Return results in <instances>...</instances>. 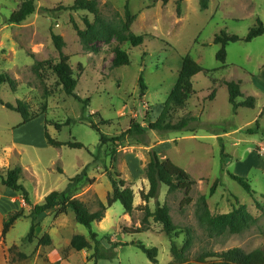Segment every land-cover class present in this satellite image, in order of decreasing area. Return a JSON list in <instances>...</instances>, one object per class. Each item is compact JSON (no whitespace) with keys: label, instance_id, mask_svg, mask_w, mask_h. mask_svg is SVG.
<instances>
[{"label":"rangeland","instance_id":"obj_1","mask_svg":"<svg viewBox=\"0 0 264 264\" xmlns=\"http://www.w3.org/2000/svg\"><path fill=\"white\" fill-rule=\"evenodd\" d=\"M24 1L0 0V74L14 80L13 89L0 85V99L12 105L22 102L32 114L42 109L45 112L20 125V115L0 105V173L19 166V183L30 202L39 204L49 193L64 191L68 181L89 165L86 177L71 187L69 195L91 212L97 210L98 202L105 205L111 194L106 170L117 171L133 192V206L140 204L139 192L148 190L144 171L151 150L159 161L169 159L196 184L189 194V205L182 203L183 193L168 194L165 186L160 187L156 200L147 203L150 211L157 204L169 208L177 227L170 237L152 219L143 233L129 234L141 227L143 213L134 210L127 215L116 202L90 229L77 224L71 211L65 215L56 210L43 213L36 218L33 238L28 241L30 210L0 181V264H91L87 257L94 253L92 248L76 252L70 246L75 235L91 242L90 232L101 243L100 254L113 255L112 260H98L96 264H196V258L208 252L232 248L246 253L264 251V114L259 117L264 108V34L248 43L229 44L223 64L215 59L220 46L213 43L220 32L244 38L257 21L264 26V0H208L206 10H200L199 0H183L180 16L176 0L166 5L152 0H95L99 17L120 31L127 5L135 16L131 32L144 37L138 48L115 41L99 43L97 53L84 51L70 22L72 17L83 28L82 17L90 21L93 17L84 11L58 10L70 6L73 0H34L31 16L20 24H8V17ZM52 33L65 43L63 53L69 57L77 81L75 95L81 101L88 100L85 110L82 102L63 92L46 64L36 70L38 62H58ZM116 48L128 55L129 65L112 68ZM185 55L204 69L192 79L194 94L172 116V123L184 117L195 118L188 130L126 134L118 143L102 146L100 134L108 139L118 137L133 121L146 128L158 118ZM229 81L240 82L242 98L237 101L253 97L254 108L232 110L224 85ZM45 131L57 142L81 143L83 148L52 147L44 137ZM228 173L247 178L253 193L244 192ZM215 181L217 188L210 195ZM200 196L206 197L211 214L229 216L244 205L257 222L240 234L211 235L196 216ZM19 209L24 210L25 217L2 241L3 218ZM46 234L50 246L39 244ZM188 240L190 245L183 251ZM131 242L156 248L157 262H150ZM171 243L183 252L182 262L172 257Z\"/></svg>","mask_w":264,"mask_h":264},{"label":"trees","instance_id":"obj_2","mask_svg":"<svg viewBox=\"0 0 264 264\" xmlns=\"http://www.w3.org/2000/svg\"><path fill=\"white\" fill-rule=\"evenodd\" d=\"M154 2H161L166 5L169 0H152ZM183 0H176V12L177 16L181 15V5ZM200 10H206L208 7V0H199ZM58 10L78 12L84 11L93 17L90 21L86 16L82 17L81 21L83 28H79L75 23L74 19L70 17L72 28L82 46L84 51L89 53H97V45L99 43L108 44L115 41L121 45L128 43L132 48H138L143 44L144 37L134 35L130 28L135 19V16L131 15L128 6L125 5L124 21L121 26V31L118 30L114 25L101 19L98 15L97 2L95 0H73L72 4L67 7H59ZM35 12L34 0H26L21 3L19 8L14 11L6 20L8 24H20L25 21L29 16ZM264 34V26L260 21H257L255 27H252L244 38H240L236 35H228L224 32H220L219 35L215 36L213 43L219 45L220 48L215 55V59L223 64L226 60V48L231 43L243 41L245 43L251 42L253 39L260 37ZM52 43L58 53V62L51 64L50 62H38L36 64V70L39 67L46 64L50 70L56 76L59 84L62 87L63 92L67 96L74 97L76 100L82 102L83 110L88 106V100L81 101L76 95L75 90L77 87V81L73 78V71L69 64V57L63 53L65 43L63 39L57 35L51 34ZM112 68H118L129 65L128 55L121 51L119 48L114 50V58L112 60ZM264 69V65H263ZM203 68L194 61L189 55H185L182 58L181 68L178 74V78L174 86L172 87L167 100L163 105V109L158 118L147 125L146 128L141 127L138 122L133 121L129 129L118 137L108 139L105 135L100 134V144L106 145L107 143H118L127 134H144L147 131L155 133H166V132H181L188 130L190 122L195 121L193 117H184L176 123H172V116L180 110L183 105L191 98L193 93L192 79L199 73L203 72ZM8 85L11 89L14 88V80L5 74H0V85ZM228 92V103L232 110L235 112L238 108H254L255 100L253 97H247L243 101L238 102L237 100L242 98L240 90V82L229 81L225 82ZM140 87L144 89L140 80ZM0 105L6 109L13 111L20 115V125H25L28 122L36 119L45 112L42 109L40 112L30 113L27 106L22 102H17L16 105L9 103H3L0 99ZM264 114V108L262 109L259 117ZM68 123V121H67ZM257 123V122H256ZM91 129L99 132L95 125H91ZM44 137L48 145L60 148L66 146L70 149H81L83 145L81 143H61L53 140L47 131L44 132ZM224 148L221 149L223 154ZM224 157H227L223 154ZM89 165H86L80 174L76 175L68 181L67 187L64 191L58 192L53 191L49 193L44 200L39 204H32L28 198V193L25 188L19 183L21 178L22 170L19 166L8 169L4 174L0 173L1 184L7 189L18 194L24 202V205L29 208L28 217L31 220V226L26 236L28 241L32 240V234L35 230V220L38 216L48 211H57L60 215H65L68 211L73 212L74 218L77 224L82 225L88 229L95 222H100L104 218V213L107 208H110L114 203L118 202L121 204L123 211L127 215H131L134 210L141 211L143 213V219L141 221V227L130 231L129 234H141L146 230L148 220L152 219L154 223H158L162 226L163 232L168 236H172L176 233L177 227L174 225L170 216L169 208L166 205H156L153 211H150L147 203L149 200H156L159 195L161 186L167 188V193L171 194L174 192L183 193L182 203L189 205L191 198L189 194L196 182L187 174L184 170L176 166L169 159L159 161L156 153L151 150L149 152V161L146 165L144 176L148 182V190L139 192L140 204L136 207L133 206V192L126 186L125 182L120 179V175L117 171L106 170L107 178L111 184V194L106 199V204L101 202L97 203V210L91 212L88 210L86 205L69 195L71 187L75 186L86 177L87 169ZM228 177L237 183L248 195L253 193L250 186V182L247 178L236 176L232 173H228ZM218 185V181H215L210 188V195L214 194ZM236 202L238 203L237 199ZM196 216L199 224L205 228V230L211 235H221L227 232L231 235L240 234L243 231L249 229L255 225L257 218L246 211L244 205H239L238 208L233 209L229 216L211 214L208 210L206 197L200 196L196 202ZM24 210L19 209L11 211L5 215L1 225V239H5L6 234L14 224L20 219L24 218ZM230 219V220H229ZM264 235V232H263ZM90 241L84 236L75 235L70 241V246L76 252L82 250L93 249L94 253L87 257V261L91 264H96L98 260H112L113 255L100 254L101 243L97 239L95 233L90 232ZM39 244L43 246H50L51 239L46 234L40 240ZM132 245L136 246L146 257L152 262L156 263L157 260V249L147 248L141 243L131 242ZM190 245L188 240L185 245V249ZM170 253L174 260L182 262L183 252L179 251L174 243L170 245ZM21 258H25V255L19 254ZM196 264H264V251L261 249H255L248 253L244 252L239 248H232L221 253L208 252L204 253L196 258Z\"/></svg>","mask_w":264,"mask_h":264},{"label":"crops","instance_id":"obj_3","mask_svg":"<svg viewBox=\"0 0 264 264\" xmlns=\"http://www.w3.org/2000/svg\"><path fill=\"white\" fill-rule=\"evenodd\" d=\"M254 83V82H253Z\"/></svg>","mask_w":264,"mask_h":264}]
</instances>
